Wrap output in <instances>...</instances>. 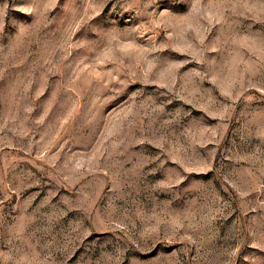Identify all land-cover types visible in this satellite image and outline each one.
Listing matches in <instances>:
<instances>
[{"label":"rangeland","instance_id":"374dc122","mask_svg":"<svg viewBox=\"0 0 264 264\" xmlns=\"http://www.w3.org/2000/svg\"><path fill=\"white\" fill-rule=\"evenodd\" d=\"M0 264H264V0H0Z\"/></svg>","mask_w":264,"mask_h":264}]
</instances>
